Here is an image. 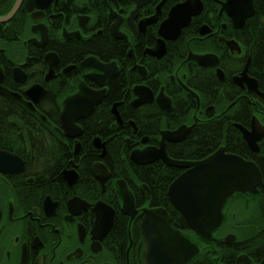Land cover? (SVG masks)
I'll return each mask as SVG.
<instances>
[{
    "label": "flooded vegetation",
    "instance_id": "af4514ba",
    "mask_svg": "<svg viewBox=\"0 0 264 264\" xmlns=\"http://www.w3.org/2000/svg\"><path fill=\"white\" fill-rule=\"evenodd\" d=\"M189 1L0 0L1 85L36 110L0 96L38 122L26 125V112L17 113L31 158L0 149L25 164L0 172V264H145L143 211L170 212L141 175L174 167L162 159L139 165L132 155L161 149L163 132L182 126L187 137L166 144L171 159L197 162L224 148L262 177L258 193L225 204L213 243L188 225L200 249L188 264L204 256L264 264V0H199L178 34L162 35L173 9ZM81 86L104 92L89 113L98 100L76 98ZM193 133L195 150L184 144ZM173 146L186 158L171 157ZM124 184L135 218L125 210Z\"/></svg>",
    "mask_w": 264,
    "mask_h": 264
},
{
    "label": "water",
    "instance_id": "95a60500",
    "mask_svg": "<svg viewBox=\"0 0 264 264\" xmlns=\"http://www.w3.org/2000/svg\"><path fill=\"white\" fill-rule=\"evenodd\" d=\"M235 0H228L225 7L232 6ZM201 8L199 0L189 1L173 9L170 18L165 21L161 28L162 35L166 31L175 30L178 34L183 24H187L191 15L197 14ZM185 23L176 22L181 19ZM101 68V67H100ZM0 94L13 100L22 102L26 107L35 111L31 102H25L21 96L10 92L1 85ZM31 94V91L28 92ZM31 96V95H30ZM76 98H96L88 112L103 99L104 92L94 94L81 86ZM32 97V96H31ZM98 97V98H97ZM37 103V99H33ZM76 100L67 101L64 111L65 126H75L77 117L72 116V104ZM189 133V128L182 126L180 129L163 132L161 149L149 148L145 151H137L132 159L139 165H146L155 160L162 159L168 166L187 169L170 186L168 196L172 206L185 218L190 228L198 237L213 243L214 232L217 231L224 220L223 208L228 200L236 193H258V186L262 177L258 168L239 156L230 155L220 148L217 152L204 160L197 162H184L171 159L166 153V144L183 141ZM25 164L21 158L8 152L0 151V172L4 174L16 173L24 170ZM126 184L122 191L125 197V210L134 218L138 211L135 208L132 196L127 191ZM149 195V194H148ZM145 217L142 222V234L146 241L144 261L145 264H188L200 253L199 247L179 230L173 228L172 220L165 209L144 211ZM99 219L101 216L99 215Z\"/></svg>",
    "mask_w": 264,
    "mask_h": 264
},
{
    "label": "trees",
    "instance_id": "16d2710c",
    "mask_svg": "<svg viewBox=\"0 0 264 264\" xmlns=\"http://www.w3.org/2000/svg\"><path fill=\"white\" fill-rule=\"evenodd\" d=\"M26 110L24 108L18 107L16 104L12 103L8 99H5L0 96V149H5L6 151L16 153L20 155L22 158L28 160L29 158L32 157L30 156V153L25 152L24 147L22 146V142H24V139L21 138L22 130H19V127L22 125L20 117L18 116V112H21ZM23 114H21L22 116ZM26 117L25 120L27 123L26 125H38V122H35L33 119L32 123V118L28 112L25 113ZM178 118V117H176ZM159 125V122H158ZM25 136L28 137V134L25 133ZM209 137V134L207 135ZM188 149L195 150L198 146L197 143V135L193 133L190 138L186 142ZM179 146V145H178ZM178 146H173L171 149L170 156L173 158H180L184 159V154H180V147ZM183 147V146H181ZM203 150L205 151V147L203 146ZM52 149L47 150L50 154L52 152ZM174 153H178L179 156H174ZM160 170H156V177H153L151 179L150 176L147 174L141 175L142 179L144 180L145 183H150L149 185L153 188L156 189V191H159V196L163 197V202L160 203L159 205L168 207L170 215L172 219L174 220L178 228H181V230H184V235L188 237L192 242H194V234L190 233L189 226L186 222V220L182 217V215L171 205L167 198V191L170 187V185L181 175L180 170L176 168H166L164 166L158 165ZM149 178V180H148ZM179 217V218H178ZM190 235H187V234ZM192 264H211L209 260L206 262L205 261V256L202 259H198Z\"/></svg>",
    "mask_w": 264,
    "mask_h": 264
}]
</instances>
